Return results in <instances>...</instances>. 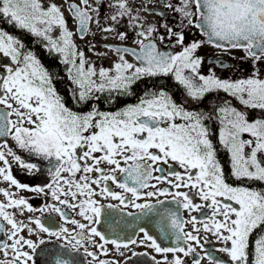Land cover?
Returning <instances> with one entry per match:
<instances>
[{"label": "snow or ice", "instance_id": "obj_1", "mask_svg": "<svg viewBox=\"0 0 264 264\" xmlns=\"http://www.w3.org/2000/svg\"><path fill=\"white\" fill-rule=\"evenodd\" d=\"M162 2L165 9L180 14L181 23L186 20L187 25L199 29L206 39L185 45L184 32L174 31L165 22L160 27L166 29L168 39L175 37V45H180L182 50L176 54L160 51L156 41L163 42L165 37L153 38V33L158 32L157 26L151 24L145 30L140 23L139 9L134 12L129 0H111L109 7L114 13L107 19L118 24L127 17L129 25L139 29L138 39L134 41L139 50L104 45L117 53L118 60L112 68L98 70L77 49L73 32L56 3L45 7L41 0H0V15L9 18L16 27L42 38L47 42L46 48L61 55L62 62L70 66L69 78L76 86L72 98L77 103L90 100L97 92H127L144 76L171 73L193 99H201L213 90H223L245 108L264 110V79L255 68L264 58V0ZM100 3L101 0H96L97 7L89 4V0L68 3L81 39L89 33L90 23L95 22L99 27ZM144 10L157 11L155 8ZM158 14L165 15L164 11ZM57 28L59 35L54 37L52 33ZM101 30L116 31L112 25ZM118 36L125 40L127 33L119 32ZM204 43L225 51L243 50L253 60L252 75L232 81L222 80L215 73L199 74L202 58L195 54ZM23 48L18 39L0 31V54L11 61L0 64V137L10 136L19 149L47 160L52 182L43 187L20 183L12 175L9 157L30 172L39 170V165L18 155L6 139L0 143V179L9 184V188H0V195L6 198V202L0 201V264H36L38 252L52 257L54 264H77L71 253L80 248L92 258L88 264H120L118 260L101 258L109 255L108 244L121 257L125 256L122 249L130 251L131 246L154 249L161 259L153 256V264H186L181 253L184 257L192 256V264H201L203 260L207 264H227L204 249L199 236L201 229L224 243L216 251L226 253L231 264H264V190L227 182L205 124L209 116L187 111L163 90L146 94L139 103L115 112L98 108L74 111L57 93L49 73L35 54L23 52ZM125 54L133 55L137 63L129 62ZM185 70L191 74H185ZM216 111L220 124L218 141L229 153L231 176L237 181L264 183V118L250 120L245 111L227 103ZM153 180L156 183H151ZM163 183L168 187H159ZM113 184L121 191L113 190ZM12 187L50 196L51 202L34 208L26 198L12 192ZM182 188L194 190L203 203H195L192 192L181 191ZM97 197L117 203L105 204ZM160 197H171V200ZM152 198H156L155 202ZM170 204L178 205L189 214L199 212L200 217L190 215L184 220ZM13 208L20 215L25 211L56 213L63 223L54 227V218L50 217L51 223H46L34 215L20 220L15 212L9 211ZM128 208L137 211L126 212ZM125 216L157 217L161 236L171 239L176 246L162 247L157 237L144 227H139L142 239L124 240L109 239L97 227L105 222L110 230H123L131 226L123 220ZM5 222L9 227H5ZM186 224L192 225L191 231H185ZM25 231L27 236L23 234ZM258 231L260 234L250 253V237ZM42 233L47 234V239ZM204 240L210 243L207 237ZM56 241H63L60 248L64 252L45 251L41 247ZM197 247L203 250L202 256L197 253ZM132 255L141 253L133 251Z\"/></svg>", "mask_w": 264, "mask_h": 264}, {"label": "flooded vegetation", "instance_id": "obj_2", "mask_svg": "<svg viewBox=\"0 0 264 264\" xmlns=\"http://www.w3.org/2000/svg\"><path fill=\"white\" fill-rule=\"evenodd\" d=\"M41 2L45 7H47L49 3L53 2L62 7L61 11L63 12L64 10L63 14L67 21V27L70 31L73 32L72 39L76 44L77 49L85 53V57L88 62L94 64L97 70L100 67L112 68L114 62L118 60L117 53L115 51L109 50L108 48H105L104 45H116L119 47L135 48L139 50V45L134 43V41L138 39L136 32L139 31V29L131 27L129 25L127 17L120 19V22L118 24H114L113 21L107 19V17H110L114 13V9L109 7L111 0H101V3L98 5L99 27L95 22L90 23V31L83 39H81L80 33L77 31V21L73 18L71 12L68 10V3L80 4V0H41ZM170 2L172 4H177L178 0H170ZM89 4H91L93 7H97L96 0H89ZM129 5L133 8L134 12L139 9V15L141 17L140 23L144 25L145 30L147 29L148 25L155 24L157 26L158 32L153 33V38L160 35H163L165 37V40L163 42H160L159 40L156 41L157 48L160 51H167L172 54H176L182 50L180 45H175V37L168 39L166 29L160 27V25L165 22L169 25V27H172L174 31L182 30L184 32L185 45L195 40L206 39L201 34V31L199 29L187 25L186 20L181 23L182 17L179 13L174 12L172 9H165L162 0H129ZM145 8H155L157 11H145ZM159 11H164L165 15L163 17L160 16L158 14ZM92 15L93 21H95L96 14L93 13ZM109 25L114 26L116 31L104 32L101 30L103 27H107ZM0 31L6 32L18 39L24 45V48L22 49L23 52L31 51L35 54L37 59L40 61V64L49 73L52 84L55 86L57 93L63 98L66 105L74 111L86 112L91 108H98L100 111L115 112L128 105L139 103V101L144 98L146 94H151L153 92H159L160 90H163L172 97L174 102L183 106L187 111L197 112L209 116L210 119L205 120V124L210 130V138L212 139L217 149V159L224 170L227 182L233 185H245L250 188L264 190V184L261 182H249L247 180L237 181L231 176V162L229 153L219 144L218 141V131L220 128V124L217 118L218 114L216 111L219 107L224 106L227 103L233 107H236L238 110L245 111L248 118L250 120H253L264 118V110L245 108V106L242 105L238 99L231 96L229 93L224 92L223 90H213L206 93L201 99H193L187 96L186 90L183 88V86L179 85V83L174 79V75L171 73H169L168 75L161 74L157 76H144L137 80L127 92H97L93 94V97L90 100L77 103L72 98V92L76 86L69 78L68 68L70 66L62 62V57L59 53L50 51L45 47L47 43L46 41H44L40 37L33 36L27 30L16 27L13 23L9 22V18L3 17L2 15H0ZM119 32L127 33V37L125 40L119 39ZM52 35L54 37L58 36L59 29H54ZM173 45H175V47H173ZM99 53H106V55H99ZM195 55L202 58V62L198 69L199 74L201 75L207 76L210 73H215V75L222 80L226 79L235 81L238 79L248 78L254 71L253 60L251 58H248L245 52L241 49H228L227 51H225L223 49L216 48L211 44L204 43L197 50ZM125 57L129 62L134 64L137 63L133 55L125 54ZM9 63H11L10 58H5L2 56V54H0V64L7 65ZM255 68L259 70L260 78L264 79V58L257 62ZM185 74H191L190 70H185ZM5 139L8 141L9 147H11L18 155H21L23 158H26L31 162L37 163L39 165V170H32L30 172L28 169L20 167L19 164H17L12 160L11 157H9V161L10 163H12V175L15 179H17L22 184L29 185L30 187H43L52 182V177L49 173L50 165L47 160L35 157L26 150L19 149L18 146H16L15 141L12 140L10 136L0 137V143H2ZM97 155H99V153H97ZM54 162L55 161H53V163ZM0 166H2V163H0ZM102 167H107V165H102ZM163 167L167 169L168 166L163 165ZM173 167H176L178 171H182L176 165H173ZM64 175H67V173H64ZM92 175L95 176L96 173L93 172ZM154 175H158V173H154ZM117 176L119 177L120 174L117 173ZM109 183L111 184V182ZM151 183H156V181L153 180L151 181ZM93 187H95V185ZM111 187L115 191H121L119 188H116L114 184L111 185ZM159 187H168V185L166 183H163L160 184ZM0 188H9L8 182L0 179ZM10 190L12 192H15L18 197L26 198L34 208H40L44 203L51 202L50 196L41 195L25 189H16L15 187H12ZM180 190L191 191L193 194L194 202L203 203L199 199V197L195 195L194 190L184 188ZM97 199L101 198L97 197ZM155 199L156 198H152L153 202H155ZM160 199H166L170 201L171 197H160ZM0 201L6 202V198L3 195H0ZM101 202L105 204L117 203L116 201L102 199ZM168 206L172 207L174 210H178V215L184 220H188L190 218V215L200 217L199 212L193 211L191 214H189L187 210L180 208L176 204H170ZM9 211L15 212L17 219L20 220H26L29 216L34 215L40 216L42 221L46 223H51L50 217L54 218V227L63 223V221L60 220V217L56 213L46 212L42 214L40 212L29 213L25 211L23 215H20L19 210L17 209L13 208L9 209ZM125 211L136 213L137 210L128 208ZM71 215L76 219H81L79 216H76L75 213H71ZM116 219L121 220V217H116ZM123 220L131 226L124 227L123 230L117 228L115 231H113L108 228L107 223L102 222L97 227L101 231L105 232L109 239L120 240H124L129 237L142 239L143 234L139 233V227H144L149 232V234L157 237L158 243H161L162 247H170L161 238L157 217L152 216L139 218L140 225L134 223L132 216H125L123 217ZM66 226L69 228L75 227L73 225ZM5 227H9L6 225V222ZM33 227L35 226L33 225ZM191 230L192 225L186 224L185 231ZM137 233L138 235H134ZM23 234L25 236L28 235L26 231ZM259 234L260 232L258 231L250 237V253L253 251L254 241ZM41 235L44 236L45 239H47V234L42 233ZM199 236L201 237V243L204 244V249L212 251L213 254L221 261L227 262V264H231L226 253L216 251V249L224 246L223 242L217 241L215 236H213L211 233L204 232L202 229L199 233ZM205 237H207V240L210 243H205ZM32 239H36V237L33 236ZM96 239L98 242H100L98 237ZM61 244H63V241H56L50 242L41 247L45 251H47L48 249H53L59 252H64L65 250L60 248ZM181 246H183V244H181ZM228 246H230V242ZM107 247L109 249V255L107 257L101 256V258L118 260L120 261V264H153V256H155L157 260L161 259V255L156 253L154 249L144 246H131L130 251L122 249V251H125L124 257L119 256L115 252L113 245L108 244ZM90 250L98 252V249L96 248L90 247ZM133 251L141 253V255L133 256ZM196 251L199 255H203V250L199 247L196 248ZM179 255H181V257L186 261V264H192V256L184 257L182 253ZM71 256L77 261V264H88V262L92 259L84 253L83 248H80L78 252H72ZM168 258H172L171 253L168 254ZM36 264H54V259L50 256H45L43 253L38 252V255L36 256ZM201 264H207V260L201 261Z\"/></svg>", "mask_w": 264, "mask_h": 264}, {"label": "water", "instance_id": "obj_3", "mask_svg": "<svg viewBox=\"0 0 264 264\" xmlns=\"http://www.w3.org/2000/svg\"><path fill=\"white\" fill-rule=\"evenodd\" d=\"M133 220H134V223H135V224L140 225V224H139V219L133 217ZM161 238H162L163 241H164L165 243H167L170 247H174V246H176V245L173 243V241H172L171 239H165V238L162 237V236H161Z\"/></svg>", "mask_w": 264, "mask_h": 264}, {"label": "rangeland", "instance_id": "obj_4", "mask_svg": "<svg viewBox=\"0 0 264 264\" xmlns=\"http://www.w3.org/2000/svg\"><path fill=\"white\" fill-rule=\"evenodd\" d=\"M63 6V5H62ZM61 7V6H60ZM61 10H62V7H61ZM63 12H64V10H63Z\"/></svg>", "mask_w": 264, "mask_h": 264}, {"label": "trees", "instance_id": "obj_5", "mask_svg": "<svg viewBox=\"0 0 264 264\" xmlns=\"http://www.w3.org/2000/svg\"><path fill=\"white\" fill-rule=\"evenodd\" d=\"M264 184V183H263Z\"/></svg>", "mask_w": 264, "mask_h": 264}]
</instances>
